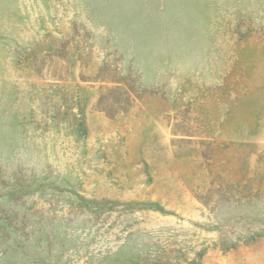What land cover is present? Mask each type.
I'll list each match as a JSON object with an SVG mask.
<instances>
[{"label":"rangeland","instance_id":"374dc122","mask_svg":"<svg viewBox=\"0 0 264 264\" xmlns=\"http://www.w3.org/2000/svg\"><path fill=\"white\" fill-rule=\"evenodd\" d=\"M0 264H264V0H0Z\"/></svg>","mask_w":264,"mask_h":264}]
</instances>
